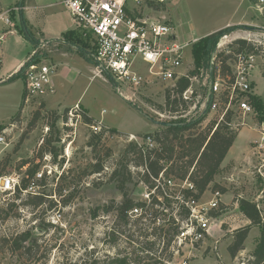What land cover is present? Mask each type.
Wrapping results in <instances>:
<instances>
[{"label": "rangeland", "instance_id": "374dc122", "mask_svg": "<svg viewBox=\"0 0 264 264\" xmlns=\"http://www.w3.org/2000/svg\"><path fill=\"white\" fill-rule=\"evenodd\" d=\"M51 2L58 1L0 0V11L8 10L19 23L18 34L10 35L4 45V60L0 68V135L6 139V143H0V177L16 176L20 182L26 177L30 182L36 178L33 191L45 196L44 204L38 207L28 203V194L17 197V192H13L0 196V264H114L115 258L123 256H129L130 264H183L184 261L187 264H250L252 253L260 241L262 224L250 225L251 220L241 211L239 200L245 198L255 202L264 218V148L259 152L257 142L250 143L248 158L243 160V164L233 162L220 167L200 198L201 203H207L213 198L214 190L218 189L222 194L219 208L210 211L216 218L217 226L212 229L211 235L207 234L205 239L194 245H179L176 239L167 248L162 240L156 245L147 244V240L154 239L146 234L147 226L151 224L137 221L113 232L118 204L122 202L124 192L141 200L149 191L145 184H137L136 175L126 181L122 190L121 181L129 178L128 175L121 171L114 178L112 172L115 168L122 170L130 163V158H135L127 154L135 136L142 137L150 132L156 134L164 129L167 122L187 123L201 116L211 84V60L209 58L197 66L192 53L194 44L226 23L233 24L243 17L252 19L260 26L237 24L242 27L231 32L230 41L224 43V46L227 43L228 47L232 45V53L221 59L224 64L233 62L234 44L243 38L241 34H252L256 40L264 38V3L260 0H167L164 5L156 6V15L175 28L181 41H193L185 50L181 72L188 74L196 68L198 70L193 79L194 94L188 103L189 109L183 111L180 107L181 112L173 115L165 109V96L174 81L157 82L142 88L121 85L120 92L108 75L97 73L93 60V36L87 30L75 27L60 3L50 7ZM20 3L23 6L30 3L26 13L36 27H41L50 36L59 33L58 18H63L74 28L55 39L45 37L26 22L37 40L36 44H32L21 34L20 11H23V6ZM255 4L263 10L260 11ZM34 53V59L57 66L53 77L57 93L46 99L34 98L27 102L21 72L5 76L14 64ZM254 60L258 67L254 66L256 69L252 73L253 91L264 107V56L255 54ZM139 67L144 68V64L140 63ZM221 68L227 73L222 64ZM224 89V86L220 87V90ZM222 100L226 101V95L222 96ZM79 101L81 110L94 121L102 120L104 124L99 122L104 128L117 129L130 136L111 133L94 136L93 132L99 128L84 118L76 127H66L63 123L66 110ZM253 108L254 114L245 117L239 114L234 119H244L258 131L262 123L260 117L264 114ZM218 117L213 113L209 120L195 125L186 133L198 137L210 136ZM52 124L56 128L51 129ZM234 132L237 135L239 131ZM59 137L60 141H56ZM45 139L54 141L47 146ZM52 146L59 148L56 161ZM41 152H44L42 157ZM46 154L51 156L49 162L44 160ZM49 163L65 167L60 178L58 171L53 176L47 175L44 168ZM35 166H38L37 172L45 170L39 180L36 175L32 177L28 174V170ZM98 168H102L100 172H97ZM215 185L219 187L215 189ZM52 203L55 204L53 207ZM58 209L63 217L59 223H53V213ZM171 211L168 209V212ZM165 218L162 216L161 225H158L163 229L158 234L167 241L169 223ZM248 225L251 227L243 248L232 256L228 246L236 232ZM123 230H126L125 233ZM26 231L31 233L30 240L23 243L22 249L16 250L15 239ZM159 237H156L157 240ZM152 246V250H147Z\"/></svg>", "mask_w": 264, "mask_h": 264}, {"label": "built area", "instance_id": "2783aa9c", "mask_svg": "<svg viewBox=\"0 0 264 264\" xmlns=\"http://www.w3.org/2000/svg\"><path fill=\"white\" fill-rule=\"evenodd\" d=\"M58 1L71 16L75 27L87 30L93 36L95 43L94 61L97 73L108 74L120 92H122L121 85L129 88H142L157 82L174 81L172 86L174 87L178 79L188 76V74L181 72V67L184 63L185 50L193 41H181L175 28L156 15L158 12L156 6L164 5L167 0ZM260 2L264 3V0H260ZM261 9L263 10V7ZM18 24V21L12 17L8 10L0 11V68L4 60V45L10 35L18 32ZM242 37L252 46V50L249 52L236 49L234 61L228 62V64L226 62L228 65L227 73L222 72L221 58L232 53L230 49L232 45L228 47L227 43V46H224L225 41H230L229 34L220 39L211 57L209 67L211 84L203 112L209 108L210 114H218L215 129L219 125H227L231 130L239 131L244 127L254 126L244 119L235 121L234 117L239 114L243 117L251 113L254 114L251 103V96L255 95L252 73L256 69L254 66L258 67L254 64V57L255 54L264 56V38L256 40L252 34ZM34 56L35 53L29 56L11 74L21 72L25 82V99L27 102L34 98L46 99L56 93L53 77L57 72V66L51 62L34 59ZM140 63L144 64V68L139 67ZM258 70L260 72V69ZM194 78L196 76L192 78V82ZM192 86L183 93L184 100L189 104L192 100V94H194ZM222 86L225 87L223 91L220 90ZM223 95H226V101L222 100ZM82 112L80 102L68 108L66 118L63 120L64 125L76 127L79 121L83 119ZM229 113H231L230 119L228 118ZM258 130L261 139L256 141V148L260 152L264 148V122L258 127ZM133 139H135L134 144L142 148L144 153L148 149L159 146L154 140V136L149 133L142 137L135 136ZM0 143H6L5 136L2 134L0 135ZM68 151L69 148L66 149L67 156L69 155ZM50 158V155H44V160L49 162ZM64 168L49 163L44 169H46L48 176H53L54 172L58 171L57 174L60 178ZM144 168L147 169V165H144ZM44 173L45 170L37 172V179H41ZM165 183L169 189L167 191L163 188L164 193L173 200L172 206L175 209L176 223L181 225L180 232L175 237L178 244L190 243L194 245L205 239L207 234L211 235L212 229L217 224L215 223V216L210 214V211L219 208L221 192L215 191L209 202L201 203L200 199L184 196L185 190L193 189V184L188 178L180 180L171 176L165 180ZM141 184L144 183L141 182ZM35 185L36 178L23 192L40 194L33 191ZM146 187L149 192L141 201L149 202L155 189L149 190L147 185ZM17 188L21 189L18 177H0V196L16 192ZM175 201H180L189 208L190 215L187 220H180ZM127 214L131 217H142L145 223L151 222L150 215L142 207L136 206L127 211ZM62 217L61 210H55L52 216L53 223H59ZM160 221V218L156 219L154 224L159 225ZM183 264H187V261H184Z\"/></svg>", "mask_w": 264, "mask_h": 264}, {"label": "trees", "instance_id": "16d2710c", "mask_svg": "<svg viewBox=\"0 0 264 264\" xmlns=\"http://www.w3.org/2000/svg\"><path fill=\"white\" fill-rule=\"evenodd\" d=\"M20 6H23L20 3ZM20 20H21V34L28 39L32 44H36L37 40L33 32L27 27V20L24 16L23 11H20ZM240 25H230L224 28H221L213 33L206 35L205 37L198 40L193 46V57L194 63L197 66L204 64L207 60H211L212 52L217 47L220 39L227 34L235 31L238 28H241ZM69 31H67L68 33ZM236 49L251 51L252 46L244 39H239L235 42ZM225 59V58H224ZM222 65L224 69H228V66L224 64L222 60ZM210 67V61H209ZM197 68L190 71L187 77H182L178 79L176 85L166 91L165 96V109L169 113L175 115L181 111L179 108L182 107L183 111L189 109V105L186 100L183 98V93L192 86V78L197 75ZM225 73V71H223ZM18 74H20L18 72ZM106 74V73H105ZM108 75V74H106ZM109 76V75H108ZM110 77V76H109ZM111 78V77H110ZM251 103L264 114V107L261 101L257 96H251ZM68 110V109H67ZM66 110V112H67ZM83 113V118L86 122H92V125L99 127L98 131H94V136H98L103 133H111L119 136H130L129 133H123L117 129L110 127L104 128L99 121H94L86 112ZM209 113V108H207L197 120L185 122H167L164 125L163 130H159L154 133H149L154 136V140L159 144L158 148L148 149L145 153L142 151L138 145L131 143L130 147L127 149V154L129 157L135 156L132 160H128L130 163L124 165L122 170L120 168H115L112 172V177H116L120 172H124L128 175L129 178H124L121 181V189H125L126 181L134 175L138 176L137 184L143 182L149 188V190L155 189V192L151 194V200L149 202L136 200L132 196H129L124 192V198L122 202L118 204V213L114 219V228L113 232L116 233L117 228L127 227L132 222L137 221V223L143 224L142 217H131L128 216L127 211L130 209L139 206L142 207L151 218L150 226H147L148 232L146 234L154 237L152 240H147V244H159L161 240L164 243V246L171 247L176 235L180 232V224L176 223L174 216V208L172 207L173 200L165 195L164 189L168 191V185L165 183V180L171 176L189 181L193 184V189H188L184 191V196L186 198L193 197L194 199H200L204 192L210 187V184L213 182L214 176L218 173L221 163L225 159L229 149L233 145L236 133L231 130L227 125H219L210 136H195L192 133H186L191 131V129L203 122ZM66 116V115H65ZM231 113H229L228 118L230 119ZM260 121H264V116L260 117ZM56 128L55 124H52L51 129ZM46 140V139H45ZM53 139L46 140L47 146L52 145ZM56 141H60V137L56 138ZM45 143V142H44ZM52 154L54 160L56 161L59 156V148L57 146H52ZM44 152H41L40 156H43ZM64 159L61 160L63 162ZM131 163H133L131 165ZM144 165H147V169L144 168ZM102 168H98L97 172H100ZM38 171V166L28 170V174L32 177L36 175ZM21 189L17 188V197L21 194H28L29 202L35 205V207L41 206L44 204V194H33L31 192L24 193L23 190H26L30 185L29 178H23L20 182ZM218 185H215L214 188H218ZM223 190V189H222ZM220 191L218 189L214 190ZM178 208V215L180 220H187L190 215V210L180 201H175ZM55 204L52 203L51 207ZM239 206L241 211L245 216L251 220L250 225H260L262 224V233L260 241L254 249L252 256L253 259L250 260V264H260L264 262V218L261 215V212L255 202H252L248 199L241 198L239 200ZM168 209H171V212H168ZM214 215V214H212ZM162 216L166 217V221L169 223L168 240L159 234H161L162 228L157 224H154L156 219H161ZM145 225V224H144ZM161 225V224H159ZM250 225L238 230L234 235L233 242L228 246V250L232 256H235L236 253L241 250L244 246V243L248 237L250 231ZM126 230H123L125 233ZM172 231V233H171ZM159 237L157 240L156 237ZM31 233L30 231L23 232L20 234L14 241V247L16 250L22 249L23 243L27 240H30ZM148 239V238H146ZM152 247H147V250H152ZM114 264H130L129 256L118 257L113 260Z\"/></svg>", "mask_w": 264, "mask_h": 264}, {"label": "crops", "instance_id": "0c3cea01", "mask_svg": "<svg viewBox=\"0 0 264 264\" xmlns=\"http://www.w3.org/2000/svg\"><path fill=\"white\" fill-rule=\"evenodd\" d=\"M58 3H59V1L57 3L56 2H54V3L51 2L49 5H50V7H52V6H54V4H58ZM255 5L259 8L260 11H262L261 6L259 4H255ZM29 6H30V3H26L23 6V13H24V16H25L29 26L32 27V29L37 30L39 33L41 32L45 37L55 38V39L56 38H60L62 36V34H64L65 32L69 31L70 29L74 28V26L71 27V25H68L66 21H65L66 22L65 23L63 18H58V19H56V23H57V26H58L59 33L56 36L55 35L54 36H50V35H48L47 31H44L41 27H36L34 25V23L31 21L30 16H28V14L26 13V9ZM44 6L47 7V5H44ZM237 24H251V25H254V26H260V24H258L254 20H252V19L246 20L244 17L239 19L237 22H234L233 24H230V25H237ZM230 25H229V23H226L222 28L230 26ZM210 32H212V31H210ZM16 34H18V32ZM241 35L245 36L244 34H241ZM177 36H178V33H177ZM196 38L199 39L198 37H195V39ZM24 61H19L17 64H14L12 66L11 70L7 71V73H6L7 75L5 77H9L13 72H15L19 68V66H21V64ZM7 70H9V69H7ZM211 116H212V114L208 113V115H207L205 120H209V118ZM99 121L104 124V122L102 120H99ZM258 131H257L255 126L244 127L242 129H240L238 134H237V136H236V138H235V141H234L233 145L229 149V151H228L225 159L221 163L220 167L223 168L224 166H227L228 164H232L233 162H237V163H242L243 164V160L248 158L247 151L249 150L250 143L253 142V141L254 142L260 141V139H261L260 132H258ZM263 145H264V142H263Z\"/></svg>", "mask_w": 264, "mask_h": 264}]
</instances>
